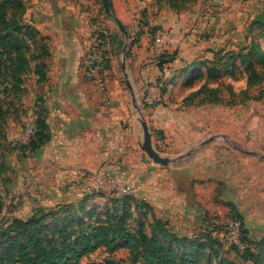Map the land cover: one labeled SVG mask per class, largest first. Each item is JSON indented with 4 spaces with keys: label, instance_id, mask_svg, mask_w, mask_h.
<instances>
[{
    "label": "rangeland",
    "instance_id": "rangeland-1",
    "mask_svg": "<svg viewBox=\"0 0 264 264\" xmlns=\"http://www.w3.org/2000/svg\"><path fill=\"white\" fill-rule=\"evenodd\" d=\"M21 2L22 8L8 9V16L32 28L33 37L20 35L27 64L19 81L10 76L13 53L3 50L2 55L0 243L6 246L16 235L14 221H31L20 230L46 241L60 239L59 229L72 220L93 224L112 214H126L127 229L150 235L153 208L135 207L144 196L134 187L123 198H115L107 182L93 190V173L80 176L81 169L65 165L62 142L54 151L50 140L37 150L26 148L37 114L41 110L48 117L59 71L69 65L75 82L95 86L92 80L98 78L100 94L116 84L126 90L136 120L141 111L149 122L160 110L167 136L149 122L155 149L173 158L170 167L184 164L191 175H196L191 166L202 169L192 181H183L179 194L198 211H179L167 221L178 232L199 236L205 244L201 261L256 264L240 256L222 224L237 218L244 244L255 254L264 248V0H109L111 15L102 0ZM158 34L164 36L163 52L155 46ZM92 48L100 57L94 77L85 63ZM123 50L132 92L119 67ZM38 63L44 64L42 78ZM210 68L213 78L207 77ZM150 85L159 87L161 99L148 105L144 97ZM83 141L88 150L89 140ZM123 173L116 181L128 184L129 173ZM128 254L126 248L99 247L79 264H131Z\"/></svg>",
    "mask_w": 264,
    "mask_h": 264
},
{
    "label": "crops",
    "instance_id": "crops-1",
    "mask_svg": "<svg viewBox=\"0 0 264 264\" xmlns=\"http://www.w3.org/2000/svg\"><path fill=\"white\" fill-rule=\"evenodd\" d=\"M68 67L64 65L59 71L58 85L54 86L52 96L47 101L49 112L46 122L50 127L48 146L54 151L58 143H63L65 165H73L70 166L72 171L104 172L114 181H120L124 177L123 172L127 171L129 180L125 182L134 187L136 195L144 196V201L153 208L158 218L168 221L179 211L196 213L195 203L190 200L186 206L179 194L184 193L183 181L190 182L199 175L202 170L199 165L191 166L196 173L191 175L184 164L170 167L173 158L169 156L171 161L165 166L151 159L150 162L146 160L140 152L145 154L142 149V128L130 109L128 92L116 84L113 88L108 86L100 94V90L90 83L75 82ZM140 73L146 74L145 71ZM103 97L109 98V102L103 103ZM150 119L149 122L167 136L160 110L155 109ZM149 130L151 134L150 127ZM85 137L90 142L88 150L83 141Z\"/></svg>",
    "mask_w": 264,
    "mask_h": 264
},
{
    "label": "trees",
    "instance_id": "trees-1",
    "mask_svg": "<svg viewBox=\"0 0 264 264\" xmlns=\"http://www.w3.org/2000/svg\"><path fill=\"white\" fill-rule=\"evenodd\" d=\"M22 5L21 0H0V71L3 50H10L13 53L10 76L16 81H19V76L27 64L26 47L21 42L20 35L33 37V30L19 24L13 16L9 18L8 9L16 13ZM43 49L44 46L41 51ZM43 67V63H38L40 78L44 75ZM207 75L208 78L215 77L211 68ZM4 112L0 106V121ZM49 140V126L40 110L36 116L34 134L30 137L26 148L30 151L37 150ZM124 196L117 194L115 198ZM143 206L151 209L145 201L135 204L136 208ZM126 217V214H112L109 215L108 220H99L93 224L84 220H72L67 223L68 228L59 229L60 239L50 238L46 241L29 231L27 234L26 230H20V227L28 226L31 221H14L16 235L8 238L9 242L6 246L0 243V264H79L82 256L94 252L99 247L111 252L126 248L129 251L128 259L131 264H206L201 261L205 244L199 236H187L176 231L169 226L167 220L158 218L153 211L152 222L148 223L150 235L142 231L136 233L126 228ZM41 218L43 216L37 220ZM240 230V239L244 244L242 225ZM232 246L240 251L243 259L263 264L264 248L255 254L254 249L247 244H244L242 249Z\"/></svg>",
    "mask_w": 264,
    "mask_h": 264
},
{
    "label": "built area",
    "instance_id": "built-area-1",
    "mask_svg": "<svg viewBox=\"0 0 264 264\" xmlns=\"http://www.w3.org/2000/svg\"><path fill=\"white\" fill-rule=\"evenodd\" d=\"M164 41V36L158 34L155 37V46L158 47V49L163 52L162 45ZM95 48L89 49L85 54V63L86 67L88 68V76L94 77V74L96 72V69L98 68V62L100 60L99 54L97 53ZM92 83L95 85L97 90H102V85L100 83V80L98 78H93ZM145 102L148 105H151L152 103L158 102L161 99V92L159 90L158 86L150 85L146 89V95H145ZM80 176H85L88 172L85 170H79ZM93 176L91 181V187L95 191H99L104 189V184L107 182L110 185L111 191H114L116 194H128L132 190V186L130 184H121L117 181L111 180V178L104 172L97 173V174H91ZM240 227L241 223L237 218H234L228 222H224L222 224V228L224 231V235L226 236L227 240L237 246L238 248H243V243L240 239Z\"/></svg>",
    "mask_w": 264,
    "mask_h": 264
},
{
    "label": "water",
    "instance_id": "water-1",
    "mask_svg": "<svg viewBox=\"0 0 264 264\" xmlns=\"http://www.w3.org/2000/svg\"><path fill=\"white\" fill-rule=\"evenodd\" d=\"M102 6L104 11L111 15V9H110V4H109V0H102ZM116 23L119 27V29L121 30L122 33H124L126 31L125 26L118 20H116ZM119 67H120V71L122 73L124 82L126 84V87L128 88L129 92H132L131 86H130V81L128 79V74L126 71V65H125V51L123 50L121 52L120 58H119ZM140 124H141V128H142V132H143V144H142V149L144 150L145 154L147 155V157H149L151 160H153L154 162L161 164V165H168L171 161V158L161 155L160 153H158L151 142V134H150V130L147 124V121L144 117V115L142 114V112H139V119ZM213 139V137L208 138L206 140H203L201 142V144L209 142Z\"/></svg>",
    "mask_w": 264,
    "mask_h": 264
}]
</instances>
